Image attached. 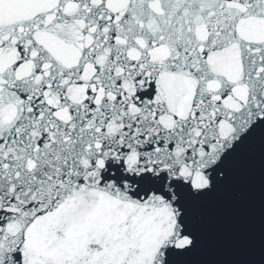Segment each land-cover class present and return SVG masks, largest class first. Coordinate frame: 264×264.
<instances>
[{
  "label": "snow or ice",
  "instance_id": "1",
  "mask_svg": "<svg viewBox=\"0 0 264 264\" xmlns=\"http://www.w3.org/2000/svg\"><path fill=\"white\" fill-rule=\"evenodd\" d=\"M257 134L264 0H0V264H189Z\"/></svg>",
  "mask_w": 264,
  "mask_h": 264
},
{
  "label": "water",
  "instance_id": "2",
  "mask_svg": "<svg viewBox=\"0 0 264 264\" xmlns=\"http://www.w3.org/2000/svg\"><path fill=\"white\" fill-rule=\"evenodd\" d=\"M230 181L194 209L201 243L189 264H264V149L254 138L229 163Z\"/></svg>",
  "mask_w": 264,
  "mask_h": 264
}]
</instances>
